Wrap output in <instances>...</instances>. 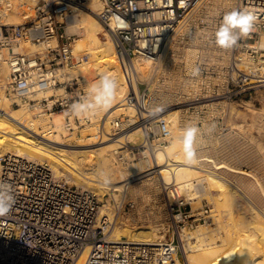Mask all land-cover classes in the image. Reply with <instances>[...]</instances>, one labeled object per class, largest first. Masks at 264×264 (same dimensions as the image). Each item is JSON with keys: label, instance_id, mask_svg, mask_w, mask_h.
<instances>
[{"label": "built area", "instance_id": "built-area-1", "mask_svg": "<svg viewBox=\"0 0 264 264\" xmlns=\"http://www.w3.org/2000/svg\"><path fill=\"white\" fill-rule=\"evenodd\" d=\"M16 1L0 0V73L2 65L7 68V77L0 82V102L3 96L11 106L39 116L59 113L66 131L81 129L91 122V115L74 117L69 107L86 95L85 90L76 77L61 78L85 58L74 53L76 34L68 32L67 21L87 0H21L18 7L27 6L23 13L29 11L24 20L7 22ZM100 2L96 17L113 39L127 85L119 104L135 111L134 116L113 118L106 136L133 126L143 131L141 143L126 147L124 153L125 148L113 151L117 165L126 168L137 158H146L148 170L155 168L150 154L173 135L170 118L157 117L160 111L153 114L158 105L163 110L179 108L177 127L182 133L190 125L201 129L215 124L226 135H239L226 121L228 99L264 83L257 81L259 74L237 65L242 56L237 57L234 49L249 50L254 60L255 43L264 29V0H232L216 9L208 6L209 0ZM234 9L252 12L255 27L235 47L221 49L214 43L215 32L223 15ZM141 54L151 59L142 77L134 64ZM202 154L217 164L233 165L212 150ZM197 167L205 173L218 171L202 162ZM0 181L10 184L16 196L11 213L0 217V264H185L179 230L211 222L213 214L210 204L193 209L175 183L160 182L156 199L163 201L173 225L153 241L112 240L115 214L134 207L127 195L131 182L109 187L103 201L88 189L59 181L46 162L15 153L0 156Z\"/></svg>", "mask_w": 264, "mask_h": 264}, {"label": "bare ground", "instance_id": "bare-ground-1", "mask_svg": "<svg viewBox=\"0 0 264 264\" xmlns=\"http://www.w3.org/2000/svg\"><path fill=\"white\" fill-rule=\"evenodd\" d=\"M211 1L212 0H209L208 2L209 7L212 3ZM213 1L217 5L223 7L232 3V0ZM260 6L261 5H258V7ZM100 9V0H87L84 6L77 8L74 16L68 19V32H73L78 36L75 38L73 46L74 52L85 50L89 59L87 61L83 60V62L69 68L66 72L68 76H74L79 75V73L85 69L94 67L93 69H95L97 73L96 76L98 75L100 77L101 74H107L115 78L118 83V90L116 99L112 102L110 109L115 111L127 109L129 112L126 113V115L134 116L135 111L133 107L125 106L126 108H123V106L119 104V101L127 91V85L117 62L113 39L96 17V13H98ZM14 10L13 8L6 18L10 23H18L20 20V18L13 13ZM262 45L264 46V42ZM241 60L242 61L237 63L239 67L247 65V61L242 58ZM134 64L139 76L142 77L147 73L151 64V59L149 56L141 54L135 57ZM260 66L259 69H256V71H259H255V73H257V75L259 74V77H262L257 81H263L264 83V62L261 63ZM4 76V78H6L7 73L4 72ZM99 77L97 81H99ZM1 97L0 104L6 108V115L0 112V148L3 147L6 148V150L0 149V156L4 152L11 153L12 150L9 149L13 148L20 156L22 154V156H28L27 158L29 159L39 158L47 161L53 169L54 175L59 179L61 176H64L67 181L71 180L78 185L88 188L97 193L100 198H103V194L106 192L107 187H112L114 183L126 179L123 177L122 168L116 163L108 160L100 161L99 168H97V162L95 159L91 158L89 162L94 164L93 166L95 169L93 166V168H90L91 166L88 168L80 166L79 162L75 159L80 156L78 159L81 160L84 159V156L81 158V153L76 155L77 152L74 149H68L62 146V143L59 142L58 134L54 136V130L50 128V124L54 122V129H63L62 114H55L51 119L52 121H49L48 117H43L41 120L30 119L29 115H27L29 113L27 112H19L20 114L11 112L12 110L7 108L8 104H3V96ZM178 113L179 108L176 106L160 111L156 116L165 118L164 116L166 115V119L170 118V127L175 133L177 130L179 131L177 127ZM12 118L19 120L25 118V121H27L25 126L28 125L26 126L27 128L24 130L15 128ZM37 127L42 128L40 131L41 135L38 136L35 131ZM94 129L95 131L93 134L85 137L86 140H93L98 137V134L101 136L108 134H102L97 124H95ZM125 131L126 130L113 137L106 136L109 140H112V142H109V150L114 151L118 145L119 147H117L116 150L118 151L119 148H125L121 150L124 153L126 147L129 148L131 146L122 142ZM142 136L143 131L140 127L136 130H132L128 134L129 140L133 141L132 143L135 144ZM172 136H174V138L170 140L169 145L157 147L154 152L150 154L151 158L156 160L158 167L159 165L162 168L164 167L163 169L159 167V175L161 174L159 176L160 181L164 183L173 182L177 186V189L184 190L185 193L188 191L185 195H187V199H190V201L194 199L199 200L200 197L208 194L209 188L216 187L218 189L216 204L226 212L224 220H222L223 217L220 216L223 210H218L217 214L211 215V222L207 223L206 226L199 225L196 226L195 229H186L185 227L179 230L185 264H264V188L261 185L263 180L260 182L259 179L261 174L255 175L253 172L245 171L238 166H232L225 162L217 164L214 160L204 157V154L198 153L196 161L202 162L203 166H212L218 170L217 174L210 172L205 173L197 167L196 161L192 164L186 163L183 146L180 143V139L182 138L181 135L176 132V134ZM118 138L120 139L116 140ZM93 143L95 142H91V144ZM4 144L7 145L4 146ZM70 151L75 153L70 154ZM248 157L247 159L251 158ZM148 161L149 166L150 160ZM134 167L135 169L137 168L136 166ZM102 175H106L110 179L108 185H104L101 179H99ZM152 175L153 174H146L139 178L145 180L144 183L142 182L143 184H148ZM135 182L137 181H132L130 185ZM193 182H197L201 185L200 188L202 192L200 194H195L196 192L190 191ZM117 186L119 187V185ZM142 189L143 188H141L140 192ZM244 198L246 200H244ZM127 218L128 217H126L123 212L115 214L113 225L110 229V239L119 240L127 238L153 241L157 238L155 228H151L150 226L134 227L131 225V222L129 223Z\"/></svg>", "mask_w": 264, "mask_h": 264}, {"label": "rangeland", "instance_id": "rangeland-1", "mask_svg": "<svg viewBox=\"0 0 264 264\" xmlns=\"http://www.w3.org/2000/svg\"><path fill=\"white\" fill-rule=\"evenodd\" d=\"M211 2L212 3L210 5V7H212L213 9L223 7V6L217 5L213 0ZM20 3H21V0H17L15 2L16 8H14L15 10L13 12L20 18L19 22L23 21L24 20V14L29 12V11H26V13H23V10L26 9L27 6L18 7L19 6L18 4H20ZM84 12H86V11H84ZM77 37L78 36L76 35L75 38H77ZM74 42H75V40H74ZM263 42H264V29L260 32L259 36L257 37V42L255 43L258 52L255 55L254 60H252V56H251L249 50H247L245 48H238V47L234 49V52H235L237 57L240 55V56H242L241 57L242 59L247 61V65L240 66L241 69H245L247 71H253L254 70V72L256 71V69H259V66L261 65V63L264 62V46L262 45ZM85 52H86L85 50H79V51H76L74 53L76 55L77 54L85 55V58L83 60L87 61L89 59V57H87V54ZM246 66H248L249 68ZM5 67H6L5 65L1 66V73H0V82L1 83H3V81L5 79L4 78L5 77L4 72L7 73V71H6L7 68H5ZM71 67H73V66H71ZM71 67H68L65 70V72L68 71L69 68H71ZM93 68L85 69L84 71L79 73V75L68 76V78L76 77L80 86L83 87L85 90V93H87L90 86L98 82L97 79L99 76L98 75H97L98 77L96 76L97 73H96L95 69H93ZM258 71H256V72H258ZM65 72H64V77L61 79H66L67 72L66 73ZM3 104H6V105L8 104L7 108L9 110H12L11 112H13L14 114H16V113L20 114L19 112L29 113L27 115H29L30 119L32 118L35 120H41L43 117H48V119L50 121L55 115V114H51V115L39 116V115L35 114L34 111H32L30 109H26L25 107L11 106L9 104V101L6 99L3 100ZM227 105L230 107V109H229L228 116L226 117V121L234 127L235 131L239 132V135H237V134L231 135V136L226 135L227 133L223 128L214 129V131H213L214 133L213 132L209 133L208 132L209 127H203V128H201V134H198V141H197V145H196L197 154L198 153L199 154L207 153V152H210L212 150V151L218 153L217 156L221 160L224 159L226 162L228 161V162L232 163L233 165L241 166L243 170H244V168L247 171L251 170L250 172L255 173V175L261 174V177L259 179H260V182L263 180L261 182L262 183L261 185L264 188V179H263L264 178V172H263L264 171V169H263L264 168L263 167L264 166L263 165L264 164V85L261 87L250 89V90L245 91L239 95L230 97L228 99ZM15 110H18V111H15ZM120 111L111 110L110 107L107 109L97 110L94 115H91V122L90 123H88L86 126L82 127L81 129H78L74 132L66 131L64 128H63L64 130L62 128H61L62 130H60V128L54 129V122H52V123L50 122L51 123L50 128L54 130L53 131L55 133V134H53L54 136L58 134L59 142L62 143V146L67 147L68 149H74L77 152L76 155L81 153L82 154L81 158H83V156H84V159H81V160L78 159V158H80V156H78V158L75 159V160H77V162H79L81 167L88 168L91 166L90 168H93L94 164L89 162V160L92 158V159H95V161L97 162L96 166H97V168H99L100 161L108 160L110 162H114V160L112 158L113 151L109 150V148H110L109 142H112V140H109L106 137V135L101 136L100 134H98V137L94 138L93 140L92 139L86 140L85 137H87V135L93 134V132L95 131V129H94L95 124H97V126L99 127V130H100V132H102V134L110 133L111 120L117 116L122 117L123 115H125L126 113L129 112L127 109L120 110ZM0 112L3 115H6V108L4 106H2L1 104H0ZM164 117L166 118L167 116L165 115ZM12 120L14 122L15 128H17V129L24 130L25 128H27L26 126H28V125L25 126V124H27V121H25V118L22 120L12 118ZM108 120H109V124H108ZM62 123H63V117H62ZM130 128L126 129V131L123 135L124 138H123L122 142L127 143L128 146L138 145L139 143H141L143 136L136 142V144L132 143L133 141L129 140L128 134L132 130L138 129V127L133 126ZM38 130H39V132H38ZM41 130H42L41 127H37V129L35 130L37 133V136L41 135V132H40ZM176 132L179 135H181L180 133H182V131H178V130ZM176 132L175 133L173 132V134H176ZM43 136H45V135H43ZM54 136H51V137H54ZM173 138H174V136H172V138L170 140H173ZM119 139L120 138H118L116 140H119ZM170 140L167 143L162 144V146L169 145ZM91 142H95V143L91 144ZM6 145L7 144H4V146H6ZM117 147H119V146L117 145ZM117 147L115 148V150L117 149ZM0 149L6 150V148H3V147H1ZM9 150H12L11 153H15V152H16L15 154L18 153L13 148L9 149ZM4 153H6V152H4ZM4 153H2V154H4ZM69 153L71 154V153H75V152L70 151ZM17 155H19V154H17ZM21 156H22V154H21ZM223 156H224V158H223ZM245 156H247V157L249 156L251 158L254 157V158L251 159L248 157L249 159H247V157H245ZM24 157H28V156L24 155ZM32 159L33 160L36 159L35 161H38V162H46L49 165L50 169L53 171V169L51 168L50 164L47 161L41 160L39 158H32ZM145 160H146V158H141V159L137 158L133 162V164L135 163L134 165L132 164L126 168L120 166L122 168L123 177L126 179L123 181L114 183V185L117 186V185H120L124 182L137 181V182H135L129 186V190L127 192L128 197L134 202V207L129 211L126 210L123 214H125L126 217H128L127 219L129 220V223L131 222V225L134 227L150 226L151 228H155L156 229V237H158L160 235H163V233L167 230V227L169 225H173L174 221L172 220V218L168 214V211H167L166 207L164 206L163 201H159L158 196L156 199V195H158V193H159V184H160V182H162L159 179V176L161 175V174L159 175V170H160V168L163 169L164 167L162 168L159 165V167H160L159 168L155 162L156 160L153 159L155 169H149V171H147L149 168L148 167L149 161L148 160L145 161ZM257 160L259 161L260 165L258 164ZM197 162L198 161H196V165H197ZM134 166H136L137 168L135 169ZM94 169H95V167H94ZM53 173H54V171H53ZM146 174H153L150 177V181H149L151 183L148 182V184H143L145 182V180H142L140 178ZM55 177L59 181L85 188L84 186L78 185L74 181H71V180L67 181L64 176H61L60 179L56 175H55ZM99 179H101V177H99ZM193 183L196 185L192 186L193 188L191 187L190 191L196 192L195 194H200L202 192L201 188H200L201 185L198 184L197 182H193ZM147 185H149V186H147ZM108 188L109 187H107L106 192H104V194H103V201H105V198H107L106 194L108 192ZM137 188H138V190H137ZM141 188H143L141 191L142 193L140 192ZM85 189H88V188H85ZM145 189H146V191H145ZM179 191H180L179 192L180 195L188 198L187 195H185L188 191L186 193L184 190H179ZM136 192H138V193H136ZM217 199H218V189L216 187H211L208 189V194L203 195L202 197H200L199 200L194 199L191 201L190 200H187V201L190 202L193 209L198 208L199 206H201L204 203H208L213 208L212 209L213 214H217L218 210H220V211L223 210L222 208H220L216 204ZM244 200H246V199L244 198ZM225 213L226 212L223 210V212L220 214V216L223 217L222 220L225 219L224 218ZM207 223H209V222H207ZM207 223H200V224H196L193 226H188V227H186V229H189V228L195 229V227L199 226V225L206 226ZM151 238H153V237H151Z\"/></svg>", "mask_w": 264, "mask_h": 264}, {"label": "clouds", "instance_id": "clouds-1", "mask_svg": "<svg viewBox=\"0 0 264 264\" xmlns=\"http://www.w3.org/2000/svg\"><path fill=\"white\" fill-rule=\"evenodd\" d=\"M255 21L256 17L250 11L234 9L226 12L215 32L214 43L221 49L235 47L241 39L252 32ZM198 72V69L194 70L193 76L197 75ZM117 90L118 83L115 78L101 74L99 81L90 86L86 95L70 105L69 113L77 118H88L90 115H94L97 110L107 109L116 99ZM159 111H163L162 105H158L153 114ZM214 129L215 124H212L208 128V132L211 133ZM198 134H201V129L195 125H190L185 128L180 139L186 163L192 164L197 159ZM101 181L104 185L110 183V179L106 175L101 176ZM15 203L16 196L12 186L7 182L0 181V217L9 215Z\"/></svg>", "mask_w": 264, "mask_h": 264}]
</instances>
